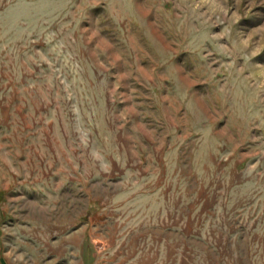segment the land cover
<instances>
[{"label":"rangeland","instance_id":"1","mask_svg":"<svg viewBox=\"0 0 264 264\" xmlns=\"http://www.w3.org/2000/svg\"><path fill=\"white\" fill-rule=\"evenodd\" d=\"M0 264H264V0H0Z\"/></svg>","mask_w":264,"mask_h":264}]
</instances>
